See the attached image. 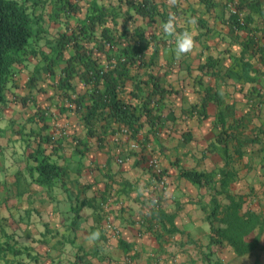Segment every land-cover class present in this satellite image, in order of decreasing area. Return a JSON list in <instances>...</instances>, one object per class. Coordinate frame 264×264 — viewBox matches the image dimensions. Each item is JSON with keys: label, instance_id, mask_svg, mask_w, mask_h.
Here are the masks:
<instances>
[{"label": "crops", "instance_id": "crops-1", "mask_svg": "<svg viewBox=\"0 0 264 264\" xmlns=\"http://www.w3.org/2000/svg\"><path fill=\"white\" fill-rule=\"evenodd\" d=\"M128 1H19L32 36L10 68L0 104V264H255L250 243L239 252L227 238L211 241L208 213L211 192L246 201L241 194L264 193V60L244 48L251 39L264 49V14L257 0H153L155 13L143 17ZM94 3L107 13L91 31ZM170 13L177 32L189 30L194 39L179 58L162 28ZM129 25L147 34L144 54L107 59L96 49L101 29L113 28L116 54ZM118 61H127L119 96L132 104L150 100L140 147L145 142L146 153L152 146L163 184L147 165L149 154L131 148L127 128L107 110L85 120L92 91L82 77L85 63L108 70ZM42 158L59 168L48 184L37 180ZM182 167L213 172L214 183L193 184L179 175ZM96 230L100 237L91 241Z\"/></svg>", "mask_w": 264, "mask_h": 264}, {"label": "trees", "instance_id": "trees-1", "mask_svg": "<svg viewBox=\"0 0 264 264\" xmlns=\"http://www.w3.org/2000/svg\"><path fill=\"white\" fill-rule=\"evenodd\" d=\"M127 3L132 2L129 0ZM132 5L135 13L143 17H151L155 13V5L153 3V0H137V2L132 3ZM255 5L258 6L259 12L261 11V13L264 14V0H257ZM69 6L70 8L72 7L71 4H69ZM92 8H95L94 10L98 11L99 14L97 13L96 15L87 16L89 20L88 28L91 29V31L93 30V25H95V23H102V21L105 19L103 15H106L107 13L106 9L96 5V3L92 5ZM31 21L32 20L30 19V16L26 12V8L17 0H0V104L3 101V92L10 68L14 61L17 60L18 54L27 47V44L31 39ZM235 22L236 24L239 23V21H237V18ZM247 22L248 20H243V24ZM113 31V28L103 27L101 29L100 39L95 40L96 49L104 52L107 59H110L111 57H117V59H119L121 57V54H119L117 50V54L113 53L114 50H111L112 41L114 38ZM84 35V37H86V39L84 40H91V34L88 35V33L86 32ZM65 37L66 40H70L67 36ZM104 42H108V48H105V46L103 45ZM244 48L249 49L256 55L258 54L257 56H259V60H264V49L261 46L257 45L256 42H253V40H246L244 43ZM134 52L141 55L140 53L142 52V49L137 43L134 44ZM154 52L156 53V49H154ZM123 58L126 59L125 57ZM126 63L127 61H118L111 69L108 70H103L102 67L94 62L85 63L84 69L82 70V77L84 78V83L91 86L92 91L88 92L89 104L88 106H86L84 117L86 122L89 123L90 119L96 118L98 117V115L103 117L104 112L107 110L109 112V116L114 118L115 121L118 122V124L121 123L127 128L129 132V138H134L139 143V134L141 132L142 124L141 118L143 116L149 117L150 107L148 102H150V100L146 98L144 99L145 101H143L142 104H132L130 102L124 101L119 96L121 76L125 73V68L127 66ZM65 74L66 77L69 75V68L65 69ZM66 77L61 82L62 84L67 83ZM99 85L101 86L99 87ZM155 89V99L153 102H155L159 98V92L157 89L160 88L156 86ZM222 122V119H220V124H222V126L219 132V141L224 142L227 136L226 131L223 129ZM141 143L142 142L140 141L139 147ZM143 145L138 152H143L145 154V151L142 149ZM144 154H142L141 156L144 157ZM224 154L227 157L226 148H224ZM225 164L227 165V160ZM36 168L40 175L37 180L41 183L46 184H48L52 180L53 175H56L59 170L57 166L48 163L43 158L40 159ZM178 170V173L181 177L198 186H208L212 181L214 183L213 172H203L183 167L179 168ZM226 175V170H223L222 175L219 178L220 188L225 184ZM211 200L213 203V207L208 213V218L210 219L209 222L211 225L212 233L216 234V237H218L216 239L212 236L211 241L220 242L227 237L222 228H215L213 226L211 218L215 219V217L217 216L219 205L216 196H212Z\"/></svg>", "mask_w": 264, "mask_h": 264}, {"label": "rangeland", "instance_id": "rangeland-1", "mask_svg": "<svg viewBox=\"0 0 264 264\" xmlns=\"http://www.w3.org/2000/svg\"><path fill=\"white\" fill-rule=\"evenodd\" d=\"M17 1L18 2L20 1L21 3L25 2V4H27L29 0H17ZM131 2L134 3L133 1ZM32 3L33 1L31 2V4H27V5L31 6ZM123 19L124 21H127L125 17ZM129 27H131V25H129ZM146 36L147 34L143 33L142 31H138L136 28L135 30L132 27L128 31L124 30L122 40L120 41L122 42V44L119 45V47H117V52L125 58H128L130 55H134V57H138L139 53L134 52V48L131 49L130 47H127L134 44V42H136L143 50L140 53L142 55V53L145 50V45L141 43L144 41ZM118 39H120V36L116 38V40ZM144 147L147 149V152L145 154H149L150 151H153L151 145ZM139 149H141V147ZM148 156L150 157L151 154H149ZM148 156L146 157V159L148 158ZM241 195L246 196L248 201L243 200L241 197L238 199L237 198L233 199L230 196H226L218 191L210 193V196H216V199L219 202V207L221 208L218 210V214L215 217L216 219H214L213 224L215 228L218 227L219 225H222V227L219 228H222L224 230V233L227 237V241L225 240V243H228L229 240H232V243H234L236 249H239V252H242V250H246L248 248V244L250 243L251 244V246L249 247L251 250L250 254L251 256L254 255L250 257V259L251 261L254 260V263L257 264L258 262H260V260L264 259L263 257H261V251H260V248H264L263 247L264 241L263 242L261 241L260 243L262 246L259 247L257 245V243L260 242L258 238L259 237L261 238V234L264 233V193L253 192V194L243 193ZM243 203L245 206L243 205ZM232 206L234 208H232ZM248 207L252 209L250 208L248 209ZM243 209H245L244 212L242 211ZM244 233L245 234L250 233L251 238L254 237L252 241H245L242 237ZM262 235L264 237V234ZM213 237L216 239L218 238L216 237V234H214ZM224 246L221 245L218 247L221 250Z\"/></svg>", "mask_w": 264, "mask_h": 264}, {"label": "clouds", "instance_id": "clouds-1", "mask_svg": "<svg viewBox=\"0 0 264 264\" xmlns=\"http://www.w3.org/2000/svg\"><path fill=\"white\" fill-rule=\"evenodd\" d=\"M176 16L173 13L168 15V18L162 22V28L164 33L171 35L175 39L174 53L177 58L182 54L188 53L194 46V39L191 31L184 30L182 32H177V22ZM189 24L195 23V18H192L188 21ZM100 237V232L98 230L93 231L89 235L91 241H95Z\"/></svg>", "mask_w": 264, "mask_h": 264}, {"label": "built area", "instance_id": "built-area-1", "mask_svg": "<svg viewBox=\"0 0 264 264\" xmlns=\"http://www.w3.org/2000/svg\"><path fill=\"white\" fill-rule=\"evenodd\" d=\"M125 133L126 132H128L127 130H125L124 131ZM132 140H131V148H134V149H138L139 148V143H138V141L137 140H135L134 138H131ZM148 165L151 167V168H153L154 169V171H155V173L158 175V177L160 178L159 179V182L161 183V184H163V183H165V181L162 179V177H163V175L161 174L162 173V169L160 168V167H158V165H157V162H156V160H155V158H150L149 157V160H148ZM155 168H158V170H155ZM128 261H130V260H128ZM132 262H130V264H131ZM129 264V263H128ZM134 264H136V263H134Z\"/></svg>", "mask_w": 264, "mask_h": 264}]
</instances>
